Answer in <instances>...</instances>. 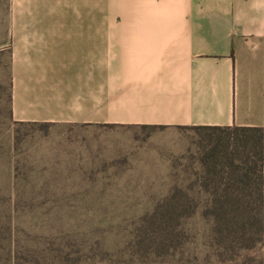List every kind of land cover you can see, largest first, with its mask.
I'll use <instances>...</instances> for the list:
<instances>
[{
  "label": "crops",
  "instance_id": "obj_1",
  "mask_svg": "<svg viewBox=\"0 0 264 264\" xmlns=\"http://www.w3.org/2000/svg\"><path fill=\"white\" fill-rule=\"evenodd\" d=\"M46 1L36 18L61 16ZM5 32L11 118L86 142L66 169L169 177L178 159L164 140L179 131L259 128L264 196V0H124L123 23L24 20Z\"/></svg>",
  "mask_w": 264,
  "mask_h": 264
},
{
  "label": "rangeland",
  "instance_id": "obj_2",
  "mask_svg": "<svg viewBox=\"0 0 264 264\" xmlns=\"http://www.w3.org/2000/svg\"><path fill=\"white\" fill-rule=\"evenodd\" d=\"M51 2L0 0V46L6 26L24 20L123 23L124 0H56L64 6L61 16L36 18V9ZM24 8L33 16H20ZM7 64L0 55V264H264L256 226L246 235L241 228L253 223L242 210L256 213L255 193L231 201L228 217L219 216L213 231L214 217L204 215V188L234 187L228 183L233 167L226 168L242 152L230 145L234 130H186L165 139L164 154L178 159L169 177L78 176L66 169V158L86 142L68 137L62 125L12 120ZM107 134L102 143L117 138ZM207 158L225 169L219 164L216 175H208Z\"/></svg>",
  "mask_w": 264,
  "mask_h": 264
},
{
  "label": "trees",
  "instance_id": "obj_3",
  "mask_svg": "<svg viewBox=\"0 0 264 264\" xmlns=\"http://www.w3.org/2000/svg\"><path fill=\"white\" fill-rule=\"evenodd\" d=\"M45 125V124H41ZM231 146L233 148L241 149L242 152H238V160H230L226 168L233 167L231 173H233L231 178L228 180V183L234 184V187H223L218 186L206 187L203 190V193L206 194V205L204 209V215L210 214L214 217V227L212 231L217 229L218 218L219 216L225 217L223 222L228 217L229 212L227 208H230L227 205L231 201H245L251 196V192L255 193L257 201H259V206L256 209V213L248 208H244L242 211L247 220L252 219L253 223L248 228H245V225L242 226L244 235L247 234L254 225L256 226V236L259 243L263 242L264 237V196L261 190L262 178L259 173L260 166L262 163V141L263 133L259 128H235ZM241 154V155H240ZM241 157V158H240ZM238 161V163H237ZM204 166L208 168V175L214 176L217 173L216 167L221 164L220 161L214 160L210 162V159L207 158L206 162L203 160ZM214 162V163H213ZM237 163V164H236ZM223 168H224V164ZM210 167V168H209ZM216 171V173L213 171ZM224 178L220 179V182L224 181ZM214 179L211 180V183H215ZM238 184V185H236ZM236 186V187H235ZM202 192V191H201ZM178 193H182L178 191ZM175 198V197H173ZM246 204V202H244ZM263 263V257L260 260V263Z\"/></svg>",
  "mask_w": 264,
  "mask_h": 264
}]
</instances>
